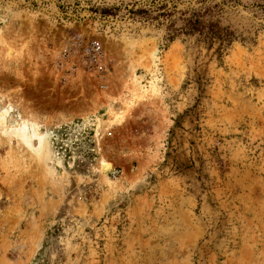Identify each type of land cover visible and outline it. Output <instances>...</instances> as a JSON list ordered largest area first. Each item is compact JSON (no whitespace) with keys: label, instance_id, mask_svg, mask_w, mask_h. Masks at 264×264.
Returning a JSON list of instances; mask_svg holds the SVG:
<instances>
[{"label":"rangeland","instance_id":"374dc122","mask_svg":"<svg viewBox=\"0 0 264 264\" xmlns=\"http://www.w3.org/2000/svg\"><path fill=\"white\" fill-rule=\"evenodd\" d=\"M145 1L0 0V264H264V30L216 56Z\"/></svg>","mask_w":264,"mask_h":264},{"label":"trees","instance_id":"16d2710c","mask_svg":"<svg viewBox=\"0 0 264 264\" xmlns=\"http://www.w3.org/2000/svg\"><path fill=\"white\" fill-rule=\"evenodd\" d=\"M127 13L138 21L163 28L164 40L169 44L181 37H194L216 56L235 42L256 44L264 30V0H147ZM81 124L78 121L65 127L53 142V150L70 158L71 150L76 148L83 166L92 164L96 154L92 132L87 128L77 135L72 132ZM69 141L73 143L71 148L67 146Z\"/></svg>","mask_w":264,"mask_h":264}]
</instances>
